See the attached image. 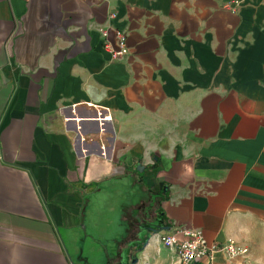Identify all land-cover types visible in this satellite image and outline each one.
<instances>
[{
    "label": "crops",
    "instance_id": "1",
    "mask_svg": "<svg viewBox=\"0 0 264 264\" xmlns=\"http://www.w3.org/2000/svg\"><path fill=\"white\" fill-rule=\"evenodd\" d=\"M175 226L264 264V0H0V264H154Z\"/></svg>",
    "mask_w": 264,
    "mask_h": 264
},
{
    "label": "built area",
    "instance_id": "2",
    "mask_svg": "<svg viewBox=\"0 0 264 264\" xmlns=\"http://www.w3.org/2000/svg\"><path fill=\"white\" fill-rule=\"evenodd\" d=\"M100 34L105 38V29H100ZM118 51L113 52L108 42L104 40L103 47L110 50L114 58L127 53L125 45V32L119 29H113ZM105 116L104 119H108ZM182 235L183 238H179ZM157 240L163 246L171 250L176 257L178 264H193L196 261H203L205 264H210L211 255L217 250H223L228 258H233L239 255H244L247 252L245 247L239 246L231 239H228L224 244H208L202 236V233L196 229H189L183 226H175L171 232H160L157 235Z\"/></svg>",
    "mask_w": 264,
    "mask_h": 264
},
{
    "label": "rangeland",
    "instance_id": "3",
    "mask_svg": "<svg viewBox=\"0 0 264 264\" xmlns=\"http://www.w3.org/2000/svg\"><path fill=\"white\" fill-rule=\"evenodd\" d=\"M134 174H136L137 176H143L145 175L147 172L145 170H137V168L134 169ZM130 185V184H129ZM144 185V184H143ZM145 186L151 188V190L156 191V187L155 184L152 182H148L147 184H145ZM135 187H141L140 184H136ZM114 190H116L118 192L119 195H121V190L119 186H114ZM155 193L153 192L152 197H155ZM119 205H122V202L119 201ZM156 223V222H154ZM149 227V226H147ZM151 228V226H150ZM146 230H141L140 234L146 235ZM160 246V250L157 248L155 251H153V253L151 255L157 256L159 257V262L158 263H154V264H178V261L176 259V257L174 256L173 252H171V250H169L168 248H166L165 246H163L161 243H158ZM201 264H205V263H201Z\"/></svg>",
    "mask_w": 264,
    "mask_h": 264
},
{
    "label": "bare ground",
    "instance_id": "4",
    "mask_svg": "<svg viewBox=\"0 0 264 264\" xmlns=\"http://www.w3.org/2000/svg\"><path fill=\"white\" fill-rule=\"evenodd\" d=\"M155 242H156V236H154L152 239H151V241H150V245H149V247L148 248H150L151 246H152V248H155V246H156V244H155ZM148 250V249H147Z\"/></svg>",
    "mask_w": 264,
    "mask_h": 264
},
{
    "label": "water",
    "instance_id": "5",
    "mask_svg": "<svg viewBox=\"0 0 264 264\" xmlns=\"http://www.w3.org/2000/svg\"><path fill=\"white\" fill-rule=\"evenodd\" d=\"M137 170H139V168H137ZM157 228H161V227L158 226ZM155 229H156V228H151V230H152L153 233H156V232H155ZM145 243H146V242H145Z\"/></svg>",
    "mask_w": 264,
    "mask_h": 264
}]
</instances>
